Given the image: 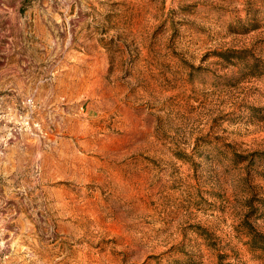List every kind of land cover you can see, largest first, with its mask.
<instances>
[{
	"label": "rangeland",
	"instance_id": "1",
	"mask_svg": "<svg viewBox=\"0 0 264 264\" xmlns=\"http://www.w3.org/2000/svg\"><path fill=\"white\" fill-rule=\"evenodd\" d=\"M245 223L264 0H0V264H264Z\"/></svg>",
	"mask_w": 264,
	"mask_h": 264
},
{
	"label": "trees",
	"instance_id": "2",
	"mask_svg": "<svg viewBox=\"0 0 264 264\" xmlns=\"http://www.w3.org/2000/svg\"><path fill=\"white\" fill-rule=\"evenodd\" d=\"M226 53L223 54L225 57ZM249 230L248 234L251 238L250 245L254 250H264V235L258 233L250 223H245Z\"/></svg>",
	"mask_w": 264,
	"mask_h": 264
}]
</instances>
